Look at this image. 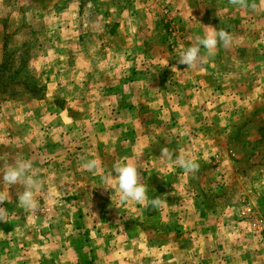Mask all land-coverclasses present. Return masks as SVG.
Returning a JSON list of instances; mask_svg holds the SVG:
<instances>
[{"label": "crops", "instance_id": "obj_1", "mask_svg": "<svg viewBox=\"0 0 264 264\" xmlns=\"http://www.w3.org/2000/svg\"><path fill=\"white\" fill-rule=\"evenodd\" d=\"M39 21L48 45L36 31L21 40ZM208 26L228 30L231 45L199 68L180 64L177 53ZM37 39L30 53L48 71L49 101L36 102L45 109L37 115L25 111L21 148L6 154L32 162L39 205L52 209L0 223V264H264V230L253 227L264 222V0H0V63L12 42ZM28 119L43 130L30 134ZM162 148L196 160L198 171L176 167ZM85 160L97 167L85 170ZM117 161L138 167L158 207L120 202ZM64 204L77 206L67 212L81 228L58 235L52 216ZM135 216L159 222L164 241L131 225L114 231ZM93 230L103 244L86 254L80 240Z\"/></svg>", "mask_w": 264, "mask_h": 264}, {"label": "rangeland", "instance_id": "obj_2", "mask_svg": "<svg viewBox=\"0 0 264 264\" xmlns=\"http://www.w3.org/2000/svg\"><path fill=\"white\" fill-rule=\"evenodd\" d=\"M42 21H39L37 24H35L34 27L32 28H27L24 31H22V34L19 35V37L21 38V40L23 41H27L30 38H33L34 40L36 39L35 36V31L38 33H43L42 35H38L39 36V40L40 39H44L46 38L45 42L47 41V45L50 42L49 36L50 33L48 32V30L43 28V24L41 23ZM46 26V25H45ZM35 28L37 30H35ZM41 28V30H40ZM38 45V39L35 42H31V44H23L20 45L17 42H12V44L10 45L9 50L7 53L9 54V57L7 59V61H9V69L7 68V70H5L6 72L3 73V76L0 75V169H2L5 165L10 164L11 162L9 160H7V158H10V156L6 153H9L11 155H16V151L18 149H20L21 147L18 146V143H21L19 140L16 141V138L18 137L17 134V127L19 126L17 124V122L24 116V113H26L25 111H32V115H37L39 114V111L41 110H45L42 107H39L41 102L44 101H49V97L46 96V85L44 83V79L45 76L47 77L48 75V71L46 68H43L41 66H37V65H33L35 61H32L33 57L35 56V53H30L31 50L33 51L32 47ZM39 46V45H38ZM41 47V44H40ZM27 50V52H26ZM7 67V66H6ZM15 73L13 76L12 74ZM6 74H8L6 76ZM13 77V80L10 81L8 80L10 78V76ZM75 80V79H74ZM5 82V83H4ZM4 83V84H3ZM61 86L65 85V82H60ZM73 88L75 86H77L74 82H73ZM75 85V86H74ZM78 87V86H77ZM85 86L83 85L82 89ZM79 89V87L77 88ZM76 89V92H78V90ZM60 93V92H59ZM65 95L64 92H61L60 95ZM85 94V92H84ZM83 95L82 92H80L79 94H77V96H81ZM86 95L83 96V99L85 98ZM87 97V96H86ZM51 101H55L57 106H61L60 103L62 102V99L60 98H56V96L54 97L50 95ZM25 107V108H24ZM37 108V110H36ZM39 108V109H38ZM10 112L8 115H6V117H4V113L5 112ZM23 112V113H22ZM77 112V111H76ZM22 113V114H21ZM3 114V116H1ZM31 115V116H32ZM12 124L11 130L9 129L8 126H5ZM27 126H30L31 131L30 134H34L35 132H33L34 130V126H35V130L36 133L38 134V132L42 131L43 129L40 130V122L39 120H37L36 122L31 121L30 119L27 120L26 123ZM40 130V131H39ZM232 153V152H231ZM205 166V165H204ZM208 175V174H206ZM195 177H197V179H203L204 174H198L194 175ZM235 183H237V181H235ZM5 185H0V190L2 188H4ZM7 188L6 192H9L10 198L7 201H4L2 203H0V208L2 209H6L5 213H4V221H0L1 224H7V222L10 221V218L16 219L19 221L20 216L13 217L12 214L13 212L17 211V214L20 213H24L28 210H25L23 208H20L17 206L16 204V195L20 192L23 191V187L21 185H15L13 187H5ZM223 197L226 198V193L225 194H221ZM10 202L8 205L7 203ZM54 206V205H53ZM52 206V207H53ZM49 206L47 205L45 200H42V203L39 205V207L36 209V211L40 212V210L46 212L47 214H49V216L51 215V209L52 208H48ZM19 208L21 209L19 211ZM77 206H73V205H69L67 206V204L61 205L60 208H58L53 217L52 220V224L50 228H54L53 232L58 234V235H63L66 233V231H68L69 226L71 227V232L70 233H76L74 230L77 228H81V223L78 224L77 222L79 221H75L74 219L71 220V215H69V212H67L68 209L74 210L76 209ZM56 216V217H54ZM117 218V217H116ZM70 219V220H69ZM120 222L124 223V225H122L120 222H116V225L118 226L119 224H121L119 227H123L124 229H116L114 231L120 233V232H124L125 230H128V227L131 225L132 228L131 230H142V231H147L150 235V240H153V242L158 243L160 242V240L164 241V238L162 236H157L156 233L154 232L155 228L160 227L159 222L152 224H147L146 221H144V219H142L141 221H138V217L135 216L134 220L131 219H126L125 222H123V220H119ZM51 224V222H50ZM109 224H111V222H109ZM126 225V227H125ZM154 226V229H153ZM43 233L46 234L47 233V227H43ZM107 229V228H106ZM106 229L102 230V233L105 232V234H109L111 232V230L108 231ZM93 235L88 238L87 240H80V244L83 247L84 251L86 252V254H91V248L95 247L96 248L99 246L98 244H103V241L101 240V242H99L100 237H97V232L95 230H93ZM42 233V234H43ZM121 235H124L121 234ZM60 237V236H59ZM56 237L54 239L57 240ZM115 237V236H114ZM134 237V236H133ZM61 238V237H60ZM103 239H112L110 237L104 236ZM98 240V241H97ZM166 241H168V239H165ZM175 240V239H174ZM172 241V240H171ZM79 242V241H78ZM179 244L187 246L188 243L187 242H183L182 239H180V241H178ZM172 244V242H171ZM90 249V250H89ZM115 261H119V259H116ZM88 262V260H84V264H86Z\"/></svg>", "mask_w": 264, "mask_h": 264}, {"label": "clouds", "instance_id": "obj_3", "mask_svg": "<svg viewBox=\"0 0 264 264\" xmlns=\"http://www.w3.org/2000/svg\"><path fill=\"white\" fill-rule=\"evenodd\" d=\"M232 43V36L226 29L208 26V30L202 36H197L194 43L183 48L177 53L178 62L187 65L188 68H199L207 60L216 54L217 46L222 45L227 48ZM201 49L205 50V55L201 54ZM161 156L167 160L173 161L176 167L187 172H196L199 169V163L184 155H175L167 148L161 149ZM97 167L95 160H85L83 168L87 171H93ZM32 162L30 160H17L14 163L5 165L0 169V185H6L8 188L15 185H21L23 191L16 195V204L25 210H36L39 207L37 192L41 189V181L31 174ZM112 174L115 176V188L119 194L121 203L134 201L143 205L145 208L158 207L159 199H149L147 188L141 182L138 173V167L125 161H117L112 166ZM105 188L111 189L112 183L106 182ZM10 198L9 192L0 190V203ZM6 209L0 208V221H4Z\"/></svg>", "mask_w": 264, "mask_h": 264}, {"label": "trees", "instance_id": "obj_4", "mask_svg": "<svg viewBox=\"0 0 264 264\" xmlns=\"http://www.w3.org/2000/svg\"><path fill=\"white\" fill-rule=\"evenodd\" d=\"M8 57H9V54L6 52V53H5L4 60L0 63V75H1V76H3V73L6 72L5 70H7V68L9 69V61H7ZM6 66H7V67H6ZM14 74H15V73H13L12 75L15 76ZM7 75H8V74H6V76H7ZM9 76H10V75H9ZM8 80L12 81V80H13V77L10 76V78H9ZM4 83H5V82H4ZM4 83H3V84H4Z\"/></svg>", "mask_w": 264, "mask_h": 264}, {"label": "built area", "instance_id": "obj_5", "mask_svg": "<svg viewBox=\"0 0 264 264\" xmlns=\"http://www.w3.org/2000/svg\"><path fill=\"white\" fill-rule=\"evenodd\" d=\"M253 227L257 229L262 228V230H264V222L256 221L255 223H253Z\"/></svg>", "mask_w": 264, "mask_h": 264}]
</instances>
